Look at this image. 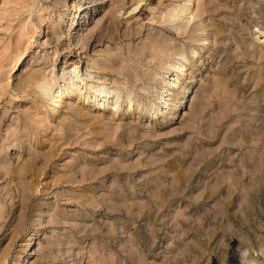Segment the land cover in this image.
<instances>
[{
  "label": "rangeland",
  "instance_id": "1",
  "mask_svg": "<svg viewBox=\"0 0 264 264\" xmlns=\"http://www.w3.org/2000/svg\"><path fill=\"white\" fill-rule=\"evenodd\" d=\"M0 264H264V0H0Z\"/></svg>",
  "mask_w": 264,
  "mask_h": 264
},
{
  "label": "bare ground",
  "instance_id": "2",
  "mask_svg": "<svg viewBox=\"0 0 264 264\" xmlns=\"http://www.w3.org/2000/svg\"><path fill=\"white\" fill-rule=\"evenodd\" d=\"M187 9V8H186ZM184 10L185 9H181V10H177V9H174L173 11L175 12L174 13V16H177L178 18H176V19H178V21L176 22V24L175 25H173L176 29H178V28H180L181 27V23L179 22V20L181 19V15H180V13H183L184 12ZM153 41H154V39H153ZM162 52V51H161ZM161 52H158L157 50L154 52V55L155 56H160L161 54ZM178 52V51H177ZM181 52V51H180ZM179 52V53H180ZM166 52H164V54H165ZM167 55V54H166ZM165 55V56H166ZM185 56V55H184ZM176 57V56H175ZM158 58V57H157ZM165 58H163L162 60H164ZM178 59V58H177ZM179 59H181V58H179ZM184 59V58H183ZM178 61V60H177ZM171 65H173L174 67H177V64H174V63H172ZM179 66V65H178ZM179 67H181V71H183V70H185V66L183 67V65H181V66H179ZM178 67V68H179ZM173 68V67H172ZM70 74H63L62 76H63V80H64V82H65V84H73V87L74 86H78V83H80V82H84L85 81V79H89L90 78V76H88L89 74H87V76L86 77H82V75H80L79 74V71H77V68H73L72 70H70ZM72 74L75 76L74 78H73V76H72ZM91 75V74H90ZM178 78V77H177ZM177 78H175V76H173L170 80L172 81V82H174ZM43 79V78H42ZM170 80H169V82H170ZM170 83V86H176V85H174V83ZM38 85H39V87L41 88V90H43V91H51L52 90V88H54L56 85L54 84V82H52V80H45V81H41V82H38L37 83ZM55 85V86H54ZM59 89L57 90L58 91V93L57 94H53L51 97L54 99L53 101H62V90H61V88H60V86H57ZM75 88V87H74ZM50 89V90H49ZM56 90V89H55ZM66 90V89H65ZM98 90V89H97ZM54 91V90H53ZM68 92L69 93H72L73 91L71 90V89H68ZM53 93V92H52ZM51 93V94H52ZM120 93V92H119ZM98 94H101L102 95V97H105V98H109V97H111V94L112 95H117V94H115L114 93V91H112L111 89H104V90H102L101 89V91L100 92H98L97 93V95ZM129 94V93H128ZM127 94V95H128ZM132 94V93H131ZM131 94L129 95V99H130V102H132L133 101V99H132V97H131ZM169 94V93H168ZM137 95V94H136ZM45 96V95H44ZM49 96V95H48ZM118 96V95H117ZM163 96V95H162ZM161 96V97H162ZM95 97V96H94ZM97 97V96H96ZM122 97V96H121ZM116 98V97H115ZM117 98H120V94H119V96L117 97ZM161 99H164L165 101H166V99L167 98H164V96L161 98ZM58 104V103H57Z\"/></svg>",
  "mask_w": 264,
  "mask_h": 264
}]
</instances>
